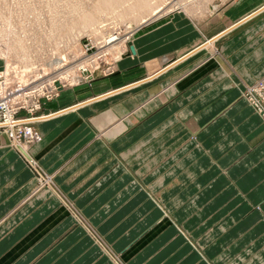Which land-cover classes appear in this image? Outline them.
Returning <instances> with one entry per match:
<instances>
[{"label": "crops", "instance_id": "obj_1", "mask_svg": "<svg viewBox=\"0 0 264 264\" xmlns=\"http://www.w3.org/2000/svg\"><path fill=\"white\" fill-rule=\"evenodd\" d=\"M220 9L145 24L42 109L30 151L55 191L0 134V264H264V122L242 95L264 0Z\"/></svg>", "mask_w": 264, "mask_h": 264}, {"label": "rangeland", "instance_id": "obj_2", "mask_svg": "<svg viewBox=\"0 0 264 264\" xmlns=\"http://www.w3.org/2000/svg\"><path fill=\"white\" fill-rule=\"evenodd\" d=\"M226 1L229 0H147L143 7H129L130 10L124 12L123 9L136 4V0H128V4H123L127 3L126 0L120 1L123 6L119 8L110 7L112 0H0V72H4L13 81L31 83L41 76L54 77L81 60L82 65L72 71L69 77H57L59 85L62 82L68 84L61 88L62 92L66 88L91 82L100 74L112 72L113 62L121 57L133 35L145 24H159L176 11H185L196 17H215L220 14V6ZM73 4H76L75 7ZM216 26L211 24V28ZM109 36H116L118 39L115 42L118 43H107ZM62 59H66L63 68L49 66L60 64ZM78 77L80 81L73 83V78ZM245 89L242 95L246 99ZM55 99L43 100L37 114ZM26 114L25 111L21 112V115ZM32 124L36 130L35 123ZM2 135H5L12 147L9 137ZM40 140L41 136L35 143ZM13 143L15 147L12 148L34 171L35 191L42 187L48 188V183L43 181L44 178L48 181L50 176L31 154V145L16 140ZM76 217L85 223L81 215Z\"/></svg>", "mask_w": 264, "mask_h": 264}, {"label": "built area", "instance_id": "obj_3", "mask_svg": "<svg viewBox=\"0 0 264 264\" xmlns=\"http://www.w3.org/2000/svg\"><path fill=\"white\" fill-rule=\"evenodd\" d=\"M66 86L64 82L59 85L57 77H45L31 83L13 81L1 71L0 134H6L9 137L12 147H15L14 140L28 145L34 144L40 136L31 122L40 116L37 112L41 110L43 100L57 98L61 88ZM244 96L264 122V75L246 87ZM23 111L27 114L21 115ZM29 164L35 167L32 163ZM46 183L49 186L52 185L50 179Z\"/></svg>", "mask_w": 264, "mask_h": 264}, {"label": "bare ground", "instance_id": "obj_4", "mask_svg": "<svg viewBox=\"0 0 264 264\" xmlns=\"http://www.w3.org/2000/svg\"><path fill=\"white\" fill-rule=\"evenodd\" d=\"M109 2L111 1V0H108ZM120 1H124V0H112V2H108L109 4H110V7L111 8H119V7H121V6H123L122 4H120L119 2ZM128 0H126V2H127ZM129 2H127V3H124L123 2V4H128ZM136 4H134L133 6H127V7H125L124 9H123V11L124 12H126L127 10H130V8H133L134 9V7H136V8H138L139 6H142L143 7V5L144 4H146L147 3V0H136V2H135ZM108 4V5H109ZM74 5V4H73ZM76 5V4H75ZM75 5H74V7H75ZM79 5V4H78ZM103 6V5H102ZM73 7V6H72ZM130 7V8H129ZM129 8V9H128ZM75 11V10H74ZM118 11V10H117ZM71 13V12H70ZM74 16H76V15H74ZM65 19H67V18H65ZM78 18H76V20H77ZM72 20V19H71ZM66 21V20H65ZM67 21H69V20H67ZM70 23V22H69ZM117 39L118 38H116V36L115 37H113V36H109V38H108V40H107V43H113V42H115V40L117 41ZM122 41V40H121ZM116 43H118V42H115V43H113L114 45L116 44ZM112 44V45H113ZM65 60L66 59H62V61H61V63L60 64H56V63H53V64H51V65H49V66H51L52 68H54V67H56V69H61V68H63L64 67V65H66V63H65ZM52 62V61H51ZM50 62V63H51ZM70 62V61H69ZM82 65V63H81V60H79V61H77V62H75L73 65H71L70 67H68L67 69H64V70H62V71H60V72H58L57 73V75H55L54 77H58V78H67V77H69V74L72 72V71H75L76 70V68H78L79 69V67ZM46 76H41V77H39L38 79H36V81L37 80H39V79H41V78H45ZM53 77V78H54ZM73 80H74V82L73 83H77V82H79L80 81V77H78V78H73ZM66 83V82H65ZM67 86H68V84H67ZM66 86V87H67ZM91 101V100H90ZM77 106H79V104H77V105H75L74 106V108L75 107H77ZM73 108V107H72ZM44 115V114H43ZM43 115H40V116H43ZM40 116H38V117H40ZM48 116V115H47ZM37 117V118H38ZM36 120H38V119H36ZM35 121V120H34ZM33 121V122H34ZM33 122H31V124L33 123ZM33 125V124H32ZM29 127V126H28ZM21 152V151H20Z\"/></svg>", "mask_w": 264, "mask_h": 264}]
</instances>
